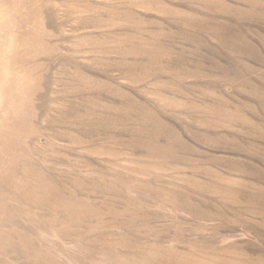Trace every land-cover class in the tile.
Wrapping results in <instances>:
<instances>
[{
    "label": "rangeland",
    "instance_id": "374dc122",
    "mask_svg": "<svg viewBox=\"0 0 264 264\" xmlns=\"http://www.w3.org/2000/svg\"><path fill=\"white\" fill-rule=\"evenodd\" d=\"M0 264H264V0H0Z\"/></svg>",
    "mask_w": 264,
    "mask_h": 264
}]
</instances>
